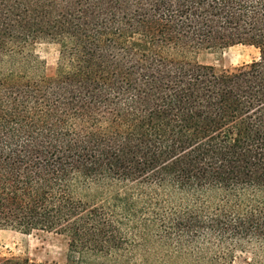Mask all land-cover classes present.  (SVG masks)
I'll return each mask as SVG.
<instances>
[{
  "label": "trees",
  "instance_id": "obj_1",
  "mask_svg": "<svg viewBox=\"0 0 264 264\" xmlns=\"http://www.w3.org/2000/svg\"><path fill=\"white\" fill-rule=\"evenodd\" d=\"M233 46L258 59L198 60ZM0 231L65 264H264V0H0Z\"/></svg>",
  "mask_w": 264,
  "mask_h": 264
},
{
  "label": "rangeland",
  "instance_id": "obj_2",
  "mask_svg": "<svg viewBox=\"0 0 264 264\" xmlns=\"http://www.w3.org/2000/svg\"><path fill=\"white\" fill-rule=\"evenodd\" d=\"M35 52L45 64V75L51 76L57 59V46L43 43L36 46ZM257 59V50L247 46L213 49L201 53L198 57L202 64L212 66L217 71H232ZM67 254L68 243L64 236L42 232L22 234L0 231V259L20 258L38 263L65 264ZM249 259V255L240 256L234 264H246Z\"/></svg>",
  "mask_w": 264,
  "mask_h": 264
}]
</instances>
